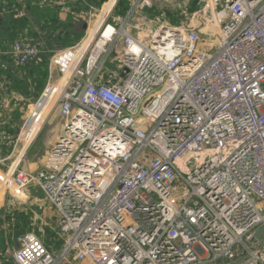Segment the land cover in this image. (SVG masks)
<instances>
[{"label": "built area", "instance_id": "1", "mask_svg": "<svg viewBox=\"0 0 264 264\" xmlns=\"http://www.w3.org/2000/svg\"><path fill=\"white\" fill-rule=\"evenodd\" d=\"M128 1L76 14L82 37L0 133L15 154L0 183L38 187L63 240L26 232L12 264H264V0ZM6 55L22 66L39 47ZM53 127L40 168L20 167Z\"/></svg>", "mask_w": 264, "mask_h": 264}, {"label": "trees", "instance_id": "2", "mask_svg": "<svg viewBox=\"0 0 264 264\" xmlns=\"http://www.w3.org/2000/svg\"><path fill=\"white\" fill-rule=\"evenodd\" d=\"M43 0H0V62L6 56L11 43L17 39L25 29L30 31V20L37 12ZM104 0H66L65 3L55 4L37 29L32 33L33 41L39 47V59L36 62L26 63L22 66L12 64L0 77V98L11 91L26 97H35L39 93L48 76V61L53 51L70 46L78 41L84 33V22L75 17L87 11L90 6L100 7ZM128 0H118L115 13L124 15L128 8ZM66 6L68 13L64 20L58 13ZM195 5H190L193 10ZM22 12V14H19ZM19 112L15 110L10 122L4 123L5 118H0V131L5 134L15 133L12 121L17 120ZM32 215L26 211L15 210L3 213L0 217V252L20 235L28 232L32 225ZM36 233L42 237L44 244L52 251L57 252L62 245V238L58 229L46 227L42 235L40 228ZM3 264H11V260L2 257ZM5 259V260H4ZM7 261V262H6Z\"/></svg>", "mask_w": 264, "mask_h": 264}, {"label": "crops", "instance_id": "3", "mask_svg": "<svg viewBox=\"0 0 264 264\" xmlns=\"http://www.w3.org/2000/svg\"><path fill=\"white\" fill-rule=\"evenodd\" d=\"M65 2H66V0H43L41 2L37 12L33 15V17L30 20V24H29L30 31L27 32V29H25L24 32L18 38L21 39V40L32 38V33H34V31L37 29V27L39 26L41 21H43L45 15L49 11V9H51V7H53L55 4H61V3H65ZM109 6L110 5H105L104 10L106 11ZM67 13H68V8L66 6H64L61 9V11L58 13V17L60 19L64 20L66 18ZM75 17H76V15H75ZM12 64H14L13 58L11 56H9V55L4 56V58L0 62V77L4 74V72ZM0 86H2V84H0ZM39 93H37L35 97L31 98V97L23 96L20 93L11 91L9 94H6L5 96L0 98V118L2 116V114H1L2 107L5 104L9 105L11 110H12L11 116L9 118H7L6 115L3 117V118H5V120H3L4 123H7V122L11 121L12 114H13V112L15 110H17L19 112L18 119L15 120V121H12V126L15 127V133H13L12 135L11 134H9V135L6 134L7 137L15 136L17 131H18V128L20 126V123H21V118H20L21 117V114H20L21 110H19L17 108L18 107L17 104L19 102L22 103L23 101H24V104H28V103L32 102L38 97ZM14 104H16V105H14ZM47 129L49 130V134H47L46 136H43L42 140H41L40 139V135L42 133V131H41L40 135L37 138V141L34 143L32 148L29 149V151H30V152L28 151L29 154L27 152V155H25L24 160L21 161L20 167H22L24 169H28L30 171H36V170H38L40 168V166L42 165V163L44 161V157H45L46 151L51 146V144L53 143L54 138H55L56 128L53 127V128H47ZM0 133H2V131H0ZM31 151H32L33 154H30ZM10 152H11L10 145L6 144L3 141V139L1 138V135H0V181L4 180L5 172L9 168L12 160L14 159V155L15 154L11 155V157L8 158V156L10 155ZM3 159H5V160H3ZM8 161H9V163H8ZM0 188H3V192H0V210H1L2 208H4L3 207L4 205H2V203L4 201V198L3 197L1 198V196L4 194V190H5V188L3 187V184H1V183H0ZM33 189L35 191H33ZM18 191L20 193H23L25 195V198H27V200L33 198L35 195L43 196L41 191L38 189V187H36L34 185L29 186V187L25 188L22 191L18 190V189L14 190L15 193H17ZM49 205L53 209V207H52V205L50 203H49ZM36 206L38 208H41V206H39V205H36ZM7 212H9V211H7ZM53 212H54V217H55V222H56V214H55L54 209H53ZM32 221L33 222H32V225H31V229L28 230V232L31 231V232H34L35 234H37L36 230H34L35 221H34L33 218H32ZM40 238L42 239V237H40ZM14 241H13V244H11L10 246H7V248L4 251L0 252V262L2 264L5 262V261H2V259H3L2 257H5V259H8V258L10 259L8 251L10 249L15 248L17 246L16 242H14ZM11 264H12V261H11Z\"/></svg>", "mask_w": 264, "mask_h": 264}, {"label": "rangeland", "instance_id": "4", "mask_svg": "<svg viewBox=\"0 0 264 264\" xmlns=\"http://www.w3.org/2000/svg\"><path fill=\"white\" fill-rule=\"evenodd\" d=\"M114 13H115V10H114ZM184 16L190 17L189 14L184 15ZM177 17L180 18L178 15ZM209 40L215 41L216 38H211ZM24 105H25L24 101L22 103L19 102L17 104L18 106L17 108L21 110L20 114H22L23 112ZM11 112L12 110L10 106L5 104L1 110V114H2L1 118H3L5 115L7 116V118H9L11 116ZM47 134H49V130L47 128H44L40 135V139L42 140V137L46 136ZM36 141L37 139L31 144L27 152L29 151L30 148H32V146L34 145ZM32 151L30 154H33ZM27 152L25 155H27ZM15 189L16 187H11L8 190L7 189L4 190V194L1 196V198L2 197L4 198V201L2 203V205H4L3 206L4 208L0 210V217H3V213H6L7 211L9 212H13L15 210L26 211L27 213L29 212L32 215V218L35 221L34 230H36L37 227L40 228L42 235H45L44 229L46 227H49L52 230L55 229L56 222H55L53 209L50 207L49 203L43 198V196L35 195L33 198L27 200V198H25V195L23 193H20L19 191L15 193L14 192ZM33 191L35 190L33 189ZM36 205L41 206V208H38ZM62 264H65V263H62Z\"/></svg>", "mask_w": 264, "mask_h": 264}, {"label": "water", "instance_id": "5", "mask_svg": "<svg viewBox=\"0 0 264 264\" xmlns=\"http://www.w3.org/2000/svg\"><path fill=\"white\" fill-rule=\"evenodd\" d=\"M264 232V225H262L259 229H257L254 233V237L257 239V240H260L261 239V236Z\"/></svg>", "mask_w": 264, "mask_h": 264}, {"label": "bare ground", "instance_id": "6", "mask_svg": "<svg viewBox=\"0 0 264 264\" xmlns=\"http://www.w3.org/2000/svg\"><path fill=\"white\" fill-rule=\"evenodd\" d=\"M104 12H105V10H104ZM17 189V188H16ZM18 190H20V189H18ZM0 192H3V188H0Z\"/></svg>", "mask_w": 264, "mask_h": 264}]
</instances>
